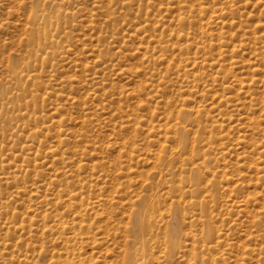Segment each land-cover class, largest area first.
I'll list each match as a JSON object with an SVG mask.
<instances>
[{"label": "rangeland", "instance_id": "374dc122", "mask_svg": "<svg viewBox=\"0 0 264 264\" xmlns=\"http://www.w3.org/2000/svg\"><path fill=\"white\" fill-rule=\"evenodd\" d=\"M0 90V264H264V0H0Z\"/></svg>", "mask_w": 264, "mask_h": 264}, {"label": "bare ground", "instance_id": "6f19581e", "mask_svg": "<svg viewBox=\"0 0 264 264\" xmlns=\"http://www.w3.org/2000/svg\"><path fill=\"white\" fill-rule=\"evenodd\" d=\"M42 3V2H41ZM57 3V2H56ZM49 4V3H48ZM51 4V3H50ZM49 4V5H50ZM45 5V4H44ZM61 5V4H60ZM59 6V5H58ZM42 8V7H41ZM56 8V7H55ZM64 10V9H63ZM43 10H41L38 5L31 11L30 13V16H29V21H30V24L32 25V30H31V34L29 36V40H28V44L30 46V52H34L35 49L37 48H41L43 47L47 42H50L51 41V38H52V35H51V26L53 24V22L51 21L52 17L46 15V14H43L42 13ZM54 11V10H53ZM216 15V14H215ZM68 17V16H67ZM181 17V16H180ZM56 18V22H58L60 20V15H57ZM54 21V20H53ZM64 22V20H63ZM57 24V23H56ZM181 24V23H180ZM184 24V23H183ZM185 26V25H184ZM27 27V26H26ZM57 27V26H56ZM57 29V28H56ZM59 29V28H58ZM62 30V29H61ZM65 30V29H63ZM180 32V31H179ZM178 33V32H177ZM176 33V35H177ZM53 39V38H52ZM63 41V40H62ZM56 43V42H55ZM47 46V45H46ZM52 46V45H51ZM206 46V45H205ZM203 47V46H202ZM53 51V50H52ZM34 54V53H33ZM36 54V53H35ZM48 54V53H47ZM45 55V54H44ZM49 57V56H48ZM16 60V59H15ZM32 61V60H31ZM39 63V62H38ZM47 63V62H46ZM14 64V63H13ZM16 64V63H15ZM30 65V62L28 63ZM38 65V64H37ZM17 66L14 65L13 67V72L15 73L16 76H20V73L17 71ZM20 78V77H18ZM29 81V80H28ZM32 81V80H31ZM18 82H21V81H18ZM30 82V81H29ZM36 82V81H35ZM32 83V82H31ZM21 86V90L24 91L26 89V87H24L22 84L20 85ZM28 86V85H27ZM35 87V85H33ZM12 87V86H11ZM36 88V87H35ZM2 90V89H1ZM0 90V91H1ZM9 90V89H8ZM12 91V90H11ZM21 98V97H20ZM23 98V97H22ZM17 106V105H16ZM4 108V107H3ZM3 111V110H2ZM176 112V111H175ZM173 113V112H172ZM195 114V113H194ZM9 124V123H8ZM182 136V135H181ZM210 136V135H209ZM185 179V178H183ZM192 180V179H191ZM194 182H196L194 180ZM197 190V188H194ZM193 189V190H194ZM195 190V192H196ZM184 198V197H183ZM148 208V207H147ZM146 210V209H145ZM140 211V210H139ZM138 211V212H139ZM144 213V212H143ZM148 213V212H147ZM137 214V213H136ZM140 215V214H139ZM137 217H138V214H137ZM143 217V216H142ZM140 218V217H139ZM155 218V217H154ZM176 218V217H175ZM143 219V218H142ZM134 220V219H133ZM136 220H138L136 218ZM174 221V220H173ZM140 222L142 221H139L137 222V229L140 228L141 229V225ZM171 222V220H170ZM177 222V221H176ZM173 223V222H172ZM170 225V224H169ZM177 225V224H175ZM179 225V224H178ZM154 227V226H153ZM173 227V226H172ZM170 226V228H172ZM175 228V226H174ZM176 229V228H175ZM172 230V229H171ZM172 231H169V241H170V244L172 247H174V245H176V242L174 241L173 237H172ZM133 235V234H132ZM208 235H209V232H208ZM212 235V234H211ZM138 236H139V233H138ZM148 236V235H147ZM178 239V238H177ZM176 240V239H175ZM171 252V251H169ZM132 253L129 254V260H128V264H131V259H132V256H131ZM140 257V256H139ZM143 257V256H142Z\"/></svg>", "mask_w": 264, "mask_h": 264}]
</instances>
